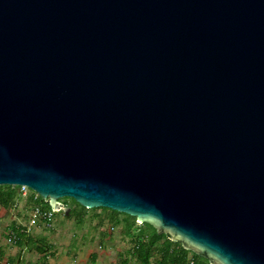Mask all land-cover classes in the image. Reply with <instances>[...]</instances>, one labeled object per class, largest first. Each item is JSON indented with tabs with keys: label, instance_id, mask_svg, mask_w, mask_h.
Instances as JSON below:
<instances>
[{
	"label": "water",
	"instance_id": "1",
	"mask_svg": "<svg viewBox=\"0 0 264 264\" xmlns=\"http://www.w3.org/2000/svg\"><path fill=\"white\" fill-rule=\"evenodd\" d=\"M0 185L264 264V0H0Z\"/></svg>",
	"mask_w": 264,
	"mask_h": 264
},
{
	"label": "crops",
	"instance_id": "2",
	"mask_svg": "<svg viewBox=\"0 0 264 264\" xmlns=\"http://www.w3.org/2000/svg\"><path fill=\"white\" fill-rule=\"evenodd\" d=\"M108 209L98 207L91 210L74 206V215L72 218L68 217L66 226L71 235L66 239L57 236L65 229V216L62 217L60 229L54 223L51 228L41 226L34 231L33 237H23L18 244H6L0 236V256L3 264H138L133 250V238L140 234L135 230L140 231L143 224L137 226L121 222L115 225L110 219L112 213ZM5 214L6 209L0 207V217L4 218ZM90 228L92 232L89 231ZM143 235V240L146 241V236L150 233ZM126 239L131 240L130 245L126 244ZM190 253L188 259L193 257V252Z\"/></svg>",
	"mask_w": 264,
	"mask_h": 264
},
{
	"label": "trees",
	"instance_id": "3",
	"mask_svg": "<svg viewBox=\"0 0 264 264\" xmlns=\"http://www.w3.org/2000/svg\"><path fill=\"white\" fill-rule=\"evenodd\" d=\"M17 189L18 187L13 185H0V207L5 208L7 214H10V210L13 208V206L21 201V197ZM73 203L74 204L66 202L68 208H70V212L68 214L65 212L66 217L71 216L72 213L74 214V206L85 209V207L81 206L74 199ZM108 210L112 213V215H110V219L115 225L123 221L126 224H135L134 222L136 221V217L120 213L115 210ZM121 215L124 216V218H122L123 221L121 220ZM2 220H4V218L0 217V221ZM14 224L15 222L10 218L9 226H14ZM145 224L147 223H144V225ZM148 225L151 226L154 231L151 232L148 229L145 230V228L140 227V234L136 235V237L133 238V241L135 242L133 250L136 255L138 264H188V257L190 253L189 250L185 249L180 242L173 241L168 234H158L157 230L152 225ZM146 232H149L150 235L146 236L147 239L145 241L143 240V234ZM33 234L34 232L31 234L19 232L20 238L15 244H18L23 237H33ZM193 255L195 257L199 256L194 252ZM195 257V264H210L207 259H205V261H198Z\"/></svg>",
	"mask_w": 264,
	"mask_h": 264
},
{
	"label": "built area",
	"instance_id": "4",
	"mask_svg": "<svg viewBox=\"0 0 264 264\" xmlns=\"http://www.w3.org/2000/svg\"><path fill=\"white\" fill-rule=\"evenodd\" d=\"M13 186L18 187L17 190L21 197V201L13 206L9 214L11 215V220L14 221L15 224L14 226H9L8 222L0 229L1 239L9 245H13L19 240V232L31 234L41 226L51 228L54 222V215L57 212L46 208L44 204L47 203L48 200L42 199L40 194L27 185ZM0 264H3V259L1 257ZM188 264H195V259L191 257Z\"/></svg>",
	"mask_w": 264,
	"mask_h": 264
},
{
	"label": "rangeland",
	"instance_id": "5",
	"mask_svg": "<svg viewBox=\"0 0 264 264\" xmlns=\"http://www.w3.org/2000/svg\"><path fill=\"white\" fill-rule=\"evenodd\" d=\"M42 199H43V197H41ZM60 200V202H61V204H62V206L64 205V207H67L68 208V205L66 204V202L67 203H71V204H74L73 203V199L72 198H69V197H63V198H60L59 199ZM44 206L46 207V208H49V209H51V207H50V205L48 204V202L47 203H45L44 204ZM94 208H91V210H93ZM108 209V208H107ZM66 211H58V212H56L55 213V215H54V226L57 228V229H60L61 228V226H62V217L63 216H65L64 217V222H63V227H65V229H63V232H61V234H58L57 236H61V237H64L65 239L66 238H68V236L69 235H71V233H70V231H68V229H67V222H68V217H66V213H65ZM120 213H122V212H120ZM125 214V213H124ZM74 214L72 213V215L71 216H69V217H71L72 218V216H73ZM10 216L11 215H7V214H5V216H4V220H2V221H0V227L2 228V227H4L9 221H10ZM121 217V220H122V218H124V216L123 215H121L120 216ZM73 221L76 223V219H74L73 218ZM123 221V220H122ZM124 222V221H123ZM135 224H137V226H141V225H139L140 223H138L137 222V220L134 222ZM144 226V227H143ZM143 226L141 227V228H145V230L146 229H148V230H150L151 232L152 231H154V229L151 227V226H149L148 224H143ZM82 227H83V225H82ZM119 226H116V228H118ZM89 231L90 232H92L93 230L90 228L89 229ZM137 233H140V231L137 229V230H135ZM56 234V233H55ZM55 234L53 235V237L55 236ZM125 242H126V244H128V245H130L131 244V240L130 239H126L125 240ZM191 255H192V253H190ZM194 256V255H193ZM195 257V256H194ZM198 261H205V258L204 257H202V256H196L195 257Z\"/></svg>",
	"mask_w": 264,
	"mask_h": 264
}]
</instances>
